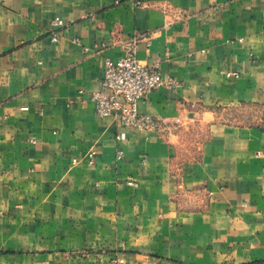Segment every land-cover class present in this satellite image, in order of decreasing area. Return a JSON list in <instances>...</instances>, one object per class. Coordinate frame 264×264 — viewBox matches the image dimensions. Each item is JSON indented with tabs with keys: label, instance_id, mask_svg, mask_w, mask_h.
I'll use <instances>...</instances> for the list:
<instances>
[{
	"label": "crops",
	"instance_id": "crops-1",
	"mask_svg": "<svg viewBox=\"0 0 264 264\" xmlns=\"http://www.w3.org/2000/svg\"><path fill=\"white\" fill-rule=\"evenodd\" d=\"M136 1L0 0V264H264V0ZM135 40L169 137L91 101Z\"/></svg>",
	"mask_w": 264,
	"mask_h": 264
},
{
	"label": "built area",
	"instance_id": "built-area-1",
	"mask_svg": "<svg viewBox=\"0 0 264 264\" xmlns=\"http://www.w3.org/2000/svg\"><path fill=\"white\" fill-rule=\"evenodd\" d=\"M138 6H146L141 0L136 1ZM67 24L62 18L56 17L51 22L50 40L53 43L59 41L61 30ZM75 42L80 44V40ZM137 43L133 41L124 48V55L118 61L106 60L102 89L91 93V101L94 103L95 112L100 118L113 117L123 127L149 132L160 138L172 135L179 125L177 119L170 124L164 119L140 114L139 103L149 94L156 92L162 87L175 89L181 86L173 78L164 79L160 72L148 66H144L137 58ZM84 51H88L87 48ZM121 140L120 136L116 141ZM94 153H90L93 158ZM124 157L123 150L117 152V161ZM134 186L135 182L129 181Z\"/></svg>",
	"mask_w": 264,
	"mask_h": 264
}]
</instances>
